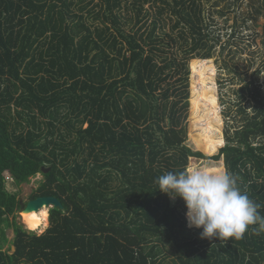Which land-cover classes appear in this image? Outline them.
Masks as SVG:
<instances>
[{
    "label": "trees",
    "instance_id": "obj_1",
    "mask_svg": "<svg viewBox=\"0 0 264 264\" xmlns=\"http://www.w3.org/2000/svg\"><path fill=\"white\" fill-rule=\"evenodd\" d=\"M210 41L202 0H0V264H264V231L201 238L183 200L156 183L190 158L222 159L264 215L261 71L234 91L239 121L222 139ZM188 107L192 128H217L191 134L194 148L211 156L224 140L216 156L185 146ZM36 174L29 199L62 205L41 235L16 223L19 201L5 187Z\"/></svg>",
    "mask_w": 264,
    "mask_h": 264
},
{
    "label": "rangeland",
    "instance_id": "obj_2",
    "mask_svg": "<svg viewBox=\"0 0 264 264\" xmlns=\"http://www.w3.org/2000/svg\"><path fill=\"white\" fill-rule=\"evenodd\" d=\"M202 7L205 21L209 26L210 44L214 42L216 43L213 57L209 60L211 61V66H213V82L218 103V114L221 120L220 134L223 139V129L225 124L228 123V125L233 124V126H237L236 122L239 121L236 107L233 105L236 100H239V97L238 94H234V91H237L240 86L250 82V80H252V74H254L253 72L256 69L261 71L257 84L262 92L264 103V0H202ZM147 8L148 6L145 7V9ZM150 10L152 9H149V11ZM220 12L223 14L220 15ZM127 13L132 15L131 9H129ZM163 18L165 21L169 20L168 16L165 14ZM245 19L249 21L246 24H243ZM132 24H134V21H132ZM167 30L168 28L165 29V33H168ZM234 30H236L235 39H230L229 36ZM190 62L191 61L188 62V106H190L189 100L192 82ZM197 85L198 88L204 86L198 83ZM245 96H247V98H244L241 101V105L247 108L248 113H251L253 112V103H251L248 97L249 95L244 94V97ZM189 110L188 107L187 119L185 121L187 128V141L185 142V146L193 152L203 154L194 148L190 135L193 134V136H195L201 132V129H207V134L209 136H214L217 134V128L211 127L212 129H208L204 122L193 124L192 128ZM14 114L12 107L11 115H13V126L18 120L16 114ZM224 116H226V119ZM224 145L223 140L222 147H224ZM222 147L217 150L216 154L211 156L203 155L207 158L216 156ZM209 161L211 160L190 158L187 168L222 165L223 170L225 169L222 159L216 162ZM42 181L43 176L41 174H36L34 177L30 178L28 183L20 186H15L11 180H8L5 183V187L9 193L16 195L18 201L26 203L29 200L30 195L36 190L39 183ZM44 208L47 209V224L41 232H32L36 235L43 234L49 227V210L51 209L49 207ZM11 219L12 218H10V220ZM15 221L24 230L26 229L21 222L20 212L15 213ZM186 226L188 227L187 220ZM5 234L9 244L4 246V250L8 248L14 237L11 229H6ZM13 250L14 248L11 247L10 253L13 252ZM168 253L170 254V257H173L170 249ZM166 264L169 263L166 261Z\"/></svg>",
    "mask_w": 264,
    "mask_h": 264
},
{
    "label": "clouds",
    "instance_id": "obj_3",
    "mask_svg": "<svg viewBox=\"0 0 264 264\" xmlns=\"http://www.w3.org/2000/svg\"><path fill=\"white\" fill-rule=\"evenodd\" d=\"M238 178L224 169L188 167L179 173L167 172L156 180L159 191L181 198L186 206L188 227L202 229L201 238L220 241L242 239L250 226L253 234L264 231L261 205L238 186Z\"/></svg>",
    "mask_w": 264,
    "mask_h": 264
},
{
    "label": "water",
    "instance_id": "obj_4",
    "mask_svg": "<svg viewBox=\"0 0 264 264\" xmlns=\"http://www.w3.org/2000/svg\"><path fill=\"white\" fill-rule=\"evenodd\" d=\"M42 171L46 173L48 172V169H42ZM43 207H49L50 209L58 208L59 210L62 209L61 203L52 196L37 197L33 200H29L26 203L19 201L20 213L26 214L32 211H38ZM25 231L33 232V231H28L26 229Z\"/></svg>",
    "mask_w": 264,
    "mask_h": 264
},
{
    "label": "bare ground",
    "instance_id": "obj_5",
    "mask_svg": "<svg viewBox=\"0 0 264 264\" xmlns=\"http://www.w3.org/2000/svg\"><path fill=\"white\" fill-rule=\"evenodd\" d=\"M20 217L28 231L41 232L47 224V209L43 207L38 211L20 213Z\"/></svg>",
    "mask_w": 264,
    "mask_h": 264
},
{
    "label": "flooded vegetation",
    "instance_id": "obj_6",
    "mask_svg": "<svg viewBox=\"0 0 264 264\" xmlns=\"http://www.w3.org/2000/svg\"><path fill=\"white\" fill-rule=\"evenodd\" d=\"M29 200H30V199H29ZM29 200H28V201H29ZM28 201H27V202H28Z\"/></svg>",
    "mask_w": 264,
    "mask_h": 264
}]
</instances>
